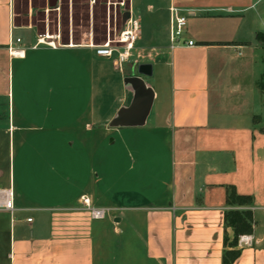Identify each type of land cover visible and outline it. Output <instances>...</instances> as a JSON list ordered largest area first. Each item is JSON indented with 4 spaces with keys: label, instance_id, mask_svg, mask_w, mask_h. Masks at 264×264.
Instances as JSON below:
<instances>
[{
    "label": "crops",
    "instance_id": "obj_1",
    "mask_svg": "<svg viewBox=\"0 0 264 264\" xmlns=\"http://www.w3.org/2000/svg\"><path fill=\"white\" fill-rule=\"evenodd\" d=\"M130 8L150 15L147 42L134 15L133 53L158 55L136 73L152 104L113 126L140 63L97 48ZM173 8L188 20L172 47ZM263 24L264 0H0V188L16 207L0 209V264H222L228 185L254 199L233 264H264Z\"/></svg>",
    "mask_w": 264,
    "mask_h": 264
},
{
    "label": "built area",
    "instance_id": "obj_2",
    "mask_svg": "<svg viewBox=\"0 0 264 264\" xmlns=\"http://www.w3.org/2000/svg\"><path fill=\"white\" fill-rule=\"evenodd\" d=\"M173 16L171 18L170 25V40L171 46L178 44L180 39L183 37L185 28L187 26L188 14L181 12L177 8H173ZM264 26V24H263ZM140 34V23L138 18L133 14L130 8V15L124 23L123 29L120 31L119 36L115 39H109L100 47L97 48L99 55L111 58L114 66L122 71L125 63H127L133 55L135 42L137 41ZM44 38H40L43 43H46ZM21 38H17V42H20ZM51 43V42H49ZM187 44L194 45L195 41L190 39L187 40ZM86 206L91 210L94 218H104L110 208L106 207H93L87 199L84 200ZM0 209H5L14 212L16 209L14 204V191L12 187L0 188ZM240 242L251 244L253 238L251 235H241L239 238Z\"/></svg>",
    "mask_w": 264,
    "mask_h": 264
},
{
    "label": "trees",
    "instance_id": "obj_3",
    "mask_svg": "<svg viewBox=\"0 0 264 264\" xmlns=\"http://www.w3.org/2000/svg\"><path fill=\"white\" fill-rule=\"evenodd\" d=\"M256 38L264 46V31H259ZM259 87L264 89V73L262 74ZM254 199L250 194H241L236 186H226V209L224 211V221L226 227H231L234 232L232 239L225 233L223 263L233 264L241 255V249L238 248L241 235L250 234L254 230V213L251 208Z\"/></svg>",
    "mask_w": 264,
    "mask_h": 264
},
{
    "label": "water",
    "instance_id": "obj_4",
    "mask_svg": "<svg viewBox=\"0 0 264 264\" xmlns=\"http://www.w3.org/2000/svg\"><path fill=\"white\" fill-rule=\"evenodd\" d=\"M51 5H55L57 0H49ZM130 15V11L124 14V21ZM137 71V72H136ZM133 75L128 76L125 82L131 85L134 89L135 95L129 107L124 108L111 124L118 125H139L143 124L150 111L152 104V95L149 88L145 84L142 76L137 75L140 73L143 76H150L153 74V64L151 62H143L138 65V68Z\"/></svg>",
    "mask_w": 264,
    "mask_h": 264
},
{
    "label": "rangeland",
    "instance_id": "obj_5",
    "mask_svg": "<svg viewBox=\"0 0 264 264\" xmlns=\"http://www.w3.org/2000/svg\"><path fill=\"white\" fill-rule=\"evenodd\" d=\"M116 1V0H115ZM142 6V5H141ZM144 7V6H143ZM133 14L138 17L139 19H141L142 21V27H143V32H144V36H143V42H147L149 40V36L151 34V30H150V21H149V17L150 15L148 14V12L144 10L139 11L137 9H133ZM122 13L121 15L118 17L119 22H121L122 20ZM264 30V28H263ZM169 33V31H168ZM116 37L112 38L115 39ZM136 46V43L134 44ZM135 49V47H134ZM158 57V55L154 52V51H140V52H134L132 55V60L135 61L137 60L138 63H143V62H149V61H153ZM257 109H259V111L257 112L258 114H263L264 113V109L262 107H257ZM260 189V188H259ZM263 190H261L260 193L258 194H264V192H262Z\"/></svg>",
    "mask_w": 264,
    "mask_h": 264
}]
</instances>
